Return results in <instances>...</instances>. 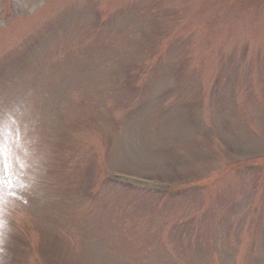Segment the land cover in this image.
Listing matches in <instances>:
<instances>
[{
  "label": "rangeland",
  "instance_id": "374dc122",
  "mask_svg": "<svg viewBox=\"0 0 264 264\" xmlns=\"http://www.w3.org/2000/svg\"><path fill=\"white\" fill-rule=\"evenodd\" d=\"M7 264H264V0H0Z\"/></svg>",
  "mask_w": 264,
  "mask_h": 264
},
{
  "label": "clouds",
  "instance_id": "9594fccd",
  "mask_svg": "<svg viewBox=\"0 0 264 264\" xmlns=\"http://www.w3.org/2000/svg\"><path fill=\"white\" fill-rule=\"evenodd\" d=\"M10 234L11 228L9 227L8 220L5 217L4 211L0 209V264H7L5 257L8 255L6 248Z\"/></svg>",
  "mask_w": 264,
  "mask_h": 264
}]
</instances>
